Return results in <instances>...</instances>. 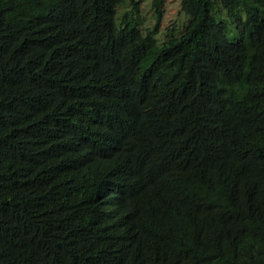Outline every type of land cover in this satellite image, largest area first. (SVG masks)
Listing matches in <instances>:
<instances>
[{"label":"trees","instance_id":"obj_1","mask_svg":"<svg viewBox=\"0 0 264 264\" xmlns=\"http://www.w3.org/2000/svg\"><path fill=\"white\" fill-rule=\"evenodd\" d=\"M165 4L0 0V264H264V0Z\"/></svg>","mask_w":264,"mask_h":264},{"label":"rangeland","instance_id":"obj_2","mask_svg":"<svg viewBox=\"0 0 264 264\" xmlns=\"http://www.w3.org/2000/svg\"><path fill=\"white\" fill-rule=\"evenodd\" d=\"M139 11L144 18L143 27L145 30L153 29L156 23L155 0H137ZM127 7V6H124ZM123 10V7H120ZM189 17L181 9V0H166L163 19L159 25V31L156 33L157 38L165 39L171 34H180Z\"/></svg>","mask_w":264,"mask_h":264}]
</instances>
